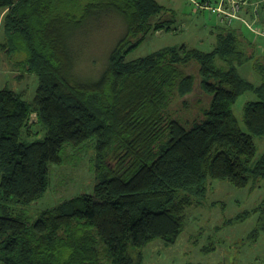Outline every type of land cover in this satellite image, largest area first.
Returning a JSON list of instances; mask_svg holds the SVG:
<instances>
[{
	"label": "trees",
	"instance_id": "1",
	"mask_svg": "<svg viewBox=\"0 0 264 264\" xmlns=\"http://www.w3.org/2000/svg\"><path fill=\"white\" fill-rule=\"evenodd\" d=\"M0 11L2 48L38 82L30 101L0 89V264H141L129 249L175 243L187 209L204 204L209 179L237 188L264 180L255 142L264 137V58L246 51L234 26L241 22L216 26L210 52L183 44L128 60L149 34L172 30L173 20L153 22L165 11L156 0H0ZM96 12L126 23L98 74L75 37ZM248 62L260 85L239 75ZM248 92L257 99L244 106L245 131L233 106ZM88 143L99 160L91 193L32 221L26 209L49 189L65 147ZM252 214L255 239L264 232V199L225 224Z\"/></svg>",
	"mask_w": 264,
	"mask_h": 264
},
{
	"label": "rangeland",
	"instance_id": "2",
	"mask_svg": "<svg viewBox=\"0 0 264 264\" xmlns=\"http://www.w3.org/2000/svg\"><path fill=\"white\" fill-rule=\"evenodd\" d=\"M156 1L165 7V11L153 18V22L159 19L173 20L172 30L149 34L140 46L128 54V60L183 44L204 52L212 51L216 35H211L210 29L212 26L222 24L218 18L207 11L197 14L193 0ZM3 14L0 11V89L12 88L30 101L35 95L37 78L15 64L19 57H10L2 48L5 43ZM245 28H242L241 32L249 44L245 46L246 51L250 53L254 49L258 58L263 59L264 48L259 46L254 35ZM125 30L126 23L118 14L96 12L78 31L75 37L87 43L83 51V62L95 63V74L101 72L108 53ZM250 41L253 42L250 44ZM217 63L221 65L219 61ZM238 72L242 78L254 85H260L262 82L260 74L253 67V62L242 64L238 67ZM256 99L254 93L248 92L239 96L233 106V113L245 131L244 106ZM35 119L36 116H32L31 122H35ZM255 142L257 159L264 152V137L255 138ZM109 162L114 165L116 161L110 157ZM98 164L94 143L79 148L66 146L63 164L53 166L51 169L49 189L41 199L33 202L25 213L35 221L41 210L56 206L77 195L91 193L96 183ZM262 199L264 180L255 187L249 185L246 188H237L227 181L209 179L204 204L187 209L184 230L175 243L168 244L162 240H155L141 250L130 248L128 254L134 260L140 256L141 264H264V232L255 239L250 236L257 225L259 215L252 214L244 221L225 224L243 212L252 211ZM206 247L215 249L206 252L204 251Z\"/></svg>",
	"mask_w": 264,
	"mask_h": 264
},
{
	"label": "built area",
	"instance_id": "3",
	"mask_svg": "<svg viewBox=\"0 0 264 264\" xmlns=\"http://www.w3.org/2000/svg\"><path fill=\"white\" fill-rule=\"evenodd\" d=\"M195 5L197 12L207 11L226 26L241 22L254 35L259 46L264 48V22L261 17L264 0H200ZM247 8H252L250 20L244 17Z\"/></svg>",
	"mask_w": 264,
	"mask_h": 264
},
{
	"label": "crops",
	"instance_id": "4",
	"mask_svg": "<svg viewBox=\"0 0 264 264\" xmlns=\"http://www.w3.org/2000/svg\"><path fill=\"white\" fill-rule=\"evenodd\" d=\"M194 1H195V0H194ZM198 13H201V12L199 11ZM198 13H197V14H198ZM203 13H205V12H202V14H203ZM262 17H263V19H264V11H263V13H262ZM216 26H218V25H215V26H212V27H211V29H210V34H211V35H216V34H215V33H216L215 30H216V28H218V27H216ZM234 26H235L237 29H239L240 31H241L242 28H245L244 26H242V25L239 24V23H235ZM245 29H246V28H245ZM246 30H247V29H246ZM250 42H251V41H250ZM252 42H253V41H252ZM252 42H251V43H252Z\"/></svg>",
	"mask_w": 264,
	"mask_h": 264
}]
</instances>
